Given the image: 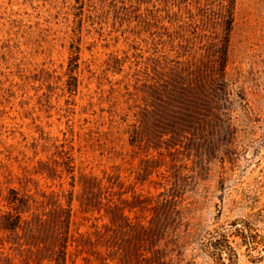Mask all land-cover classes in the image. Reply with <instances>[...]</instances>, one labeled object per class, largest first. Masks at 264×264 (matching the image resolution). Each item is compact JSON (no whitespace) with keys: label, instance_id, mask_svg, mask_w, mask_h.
<instances>
[{"label":"rangeland","instance_id":"rangeland-1","mask_svg":"<svg viewBox=\"0 0 264 264\" xmlns=\"http://www.w3.org/2000/svg\"><path fill=\"white\" fill-rule=\"evenodd\" d=\"M232 222L264 264V0H0V264H214Z\"/></svg>","mask_w":264,"mask_h":264},{"label":"trees","instance_id":"trees-1","mask_svg":"<svg viewBox=\"0 0 264 264\" xmlns=\"http://www.w3.org/2000/svg\"><path fill=\"white\" fill-rule=\"evenodd\" d=\"M231 14L227 21L225 46L223 48L224 60L226 55V44L228 42V36L231 28ZM71 50V56L69 60V86L71 90H75L76 87V67H77V55ZM6 210L2 214L1 224L2 228L9 231H17L22 222L25 221L24 216L28 212L29 203L26 196L21 195L17 190L10 189L6 196ZM238 223L232 222L230 226H219L212 232L208 233L203 242V250L211 258L214 264H236L238 258L237 252L230 241L231 236H236L239 233ZM64 253L63 249L56 253L55 264H63Z\"/></svg>","mask_w":264,"mask_h":264}]
</instances>
